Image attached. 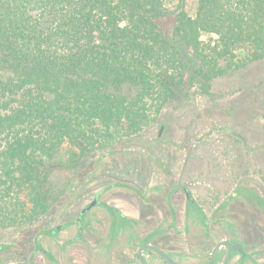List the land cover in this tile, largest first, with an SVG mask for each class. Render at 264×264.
<instances>
[{
    "label": "trees",
    "instance_id": "1",
    "mask_svg": "<svg viewBox=\"0 0 264 264\" xmlns=\"http://www.w3.org/2000/svg\"><path fill=\"white\" fill-rule=\"evenodd\" d=\"M261 60L264 0H0V222L51 207L56 154L77 165Z\"/></svg>",
    "mask_w": 264,
    "mask_h": 264
},
{
    "label": "rangeland",
    "instance_id": "2",
    "mask_svg": "<svg viewBox=\"0 0 264 264\" xmlns=\"http://www.w3.org/2000/svg\"><path fill=\"white\" fill-rule=\"evenodd\" d=\"M197 1L189 0L191 14H195ZM210 37L205 34L203 39ZM241 55L244 57L245 52ZM188 90L186 85L151 126L110 147L93 151L77 165L70 163L64 154H56L48 167L49 184L56 198L44 217L40 215L14 226L0 222V243L6 246L0 251L2 264L23 256L26 238H34L44 223L55 222L62 214L72 217L74 208L83 207L105 187L108 191L104 199L129 215L140 212L142 224L147 222L148 228L155 227L165 216L169 222L170 214L176 215L181 225L187 218L184 206H180L186 194L175 193L176 189L170 191L171 185L174 188L184 185L193 191L204 209L203 220H213L211 225L192 226L188 231L173 229L170 237L159 240L164 247L178 246L184 264H199L219 237L226 235L221 230H231L235 235L241 228L249 229V250L254 260H261L264 257V60L247 61L239 69L215 78L211 94L187 96ZM240 179L249 180V191L255 192L252 196L249 193V203L242 204L245 197H239L232 204L239 211L217 212L216 206L236 189ZM162 189L167 190L166 194ZM169 193L180 195L176 212L169 211L170 205L156 209L148 203L149 197L161 199ZM142 198L147 199V206H139ZM103 211V208L93 210L95 219ZM65 219L62 217L61 221ZM227 223H234L237 228ZM102 226L93 225L90 243H73L59 251V240H65L68 232L75 230L68 227L54 242L45 239L44 245L54 249L67 264L86 263L87 259L92 262L94 254L99 255L100 262L121 264L119 249L127 237L121 235L106 250L102 248L107 242L100 235ZM41 258L39 255L38 259ZM232 264L241 263L235 258Z\"/></svg>",
    "mask_w": 264,
    "mask_h": 264
},
{
    "label": "flooded vegetation",
    "instance_id": "3",
    "mask_svg": "<svg viewBox=\"0 0 264 264\" xmlns=\"http://www.w3.org/2000/svg\"><path fill=\"white\" fill-rule=\"evenodd\" d=\"M179 188V189H178ZM177 190L176 192L185 193V199H182V204L180 206H184L183 210L187 215L185 218L184 223L179 225L178 217L170 214L171 220L168 222L166 216L159 221L155 227L148 228L145 222L142 224L144 220H142L141 213L135 215H129L123 209L116 205L110 204L106 199L103 198L108 189L102 188L100 189L90 200L88 203H85L83 207L74 208V215L70 218L67 216L60 215L55 222L51 223H44V227L38 230V233L34 238H26L25 245H24V255L20 256L16 259H13L11 262L5 264H13L16 262H30L32 264H67V262H63L60 255L56 254V251L48 248L44 245V240L53 241L58 237L59 234L67 230L68 227H74V231H69L65 240H59L58 249L60 251L66 250V247L72 245L73 243H80L86 242L90 243L93 238V225L102 224V231L101 237L105 241L102 245V248L107 250L111 248V246L116 242L117 239L121 238V235L127 237V241L124 242V245L119 249L122 255V263L121 264H144L143 259L141 257V250L142 254L147 264H172L168 259H166L163 255H161L158 251L153 248L146 247L147 245H153L161 249L167 256L173 259L177 264H184L182 258L180 257L181 250L178 246L172 247H164L159 240L166 239L171 236V230L173 229H181L184 231H188L192 226L200 227L202 224L207 226L213 224L212 219H204V209L199 206L197 199L188 187L181 186V187H173L171 185L170 191ZM162 193L167 192L166 189L161 190ZM249 180H242L240 179L237 183L236 189L227 194L224 198L225 201H221L215 208L217 212H220L223 209L225 212H237L239 209H236L235 206H232L234 202L237 201L239 197H245V200H242L241 203H249L247 199H249ZM255 193V192H254ZM253 193V194H254ZM251 193V196L253 195ZM149 196V195H148ZM250 196V197H251ZM97 198V203L92 208L83 212V210ZM164 198V200H163ZM180 199V195L173 196L172 193L167 194L166 196H162L161 199H154L150 198L148 203L151 206L155 207L156 209L160 207V209L166 204L170 205V212H176V204H178V200ZM146 198H142L139 201V206L141 207L142 204L146 205ZM143 205V206H144ZM147 206V205H146ZM98 208H103L104 211L98 219H95L93 215V210ZM243 208V207H242ZM49 210V209H48ZM47 210V211H48ZM44 212L41 215L44 217ZM222 214V213H221ZM62 217L66 219L61 221ZM189 218L192 221H189ZM231 220V219H230ZM34 223L37 222V219L33 221ZM42 222V221H41ZM166 225H165V224ZM221 223V222H219ZM162 224L164 226H162ZM145 225L146 227H143ZM228 226L236 229L237 227L233 224L227 223ZM29 227L32 226V223L28 224ZM242 229V230H241ZM239 233L233 234V231L227 230L224 232L223 230L220 231L221 234L225 233L226 235H222L219 237L218 241L212 247L210 253L201 259L199 264H207L215 248L223 241H228L231 247L230 257L227 264H232L235 258H238L241 264H245L246 262L251 261L252 264H260L264 262V257L257 261L253 259L252 252L249 250V229L241 228ZM6 246L0 243V251L4 250ZM104 251V253L106 252ZM114 250V248H112ZM228 245L221 244L217 253L215 255L214 262L212 264H224L226 258L228 256ZM39 255L42 257L39 258ZM153 258V260L151 259ZM108 261V259H107ZM0 264H2V260H0ZM76 264V263H72ZM77 264H109L108 262L101 261L99 259L98 254H94V258L92 262L87 259L86 263H82V261H78Z\"/></svg>",
    "mask_w": 264,
    "mask_h": 264
},
{
    "label": "water",
    "instance_id": "4",
    "mask_svg": "<svg viewBox=\"0 0 264 264\" xmlns=\"http://www.w3.org/2000/svg\"><path fill=\"white\" fill-rule=\"evenodd\" d=\"M97 203V198L95 200H93L84 210L83 212H85L86 210L92 208L94 205H96ZM221 244H227L228 245V248H229V251H228V256L226 258V261L224 262V264H227L228 263V260H229V257H230V251H231V247L229 245V242L228 241H223L221 242L214 250L213 254H212V257L210 259V261L207 263V264H212L214 262V259H215V255L217 253V250L219 249V247L221 246ZM146 247H149V248H153L155 249L156 251H158L161 255H163L166 259H168L172 264H177L173 259H171L169 256H167L161 249H159L158 247L156 246H153V245H147ZM145 248V247H144ZM141 250V257L143 259V263L144 264H147L144 257H143V254H142V251L143 249ZM13 264H32L30 262H16V263H13ZM260 264H264V262L260 263Z\"/></svg>",
    "mask_w": 264,
    "mask_h": 264
}]
</instances>
